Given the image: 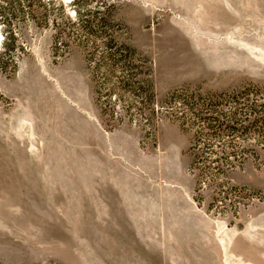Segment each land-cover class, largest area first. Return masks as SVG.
I'll return each instance as SVG.
<instances>
[{
  "label": "rangeland",
  "instance_id": "1",
  "mask_svg": "<svg viewBox=\"0 0 264 264\" xmlns=\"http://www.w3.org/2000/svg\"><path fill=\"white\" fill-rule=\"evenodd\" d=\"M263 105L264 0H0V264H264Z\"/></svg>",
  "mask_w": 264,
  "mask_h": 264
},
{
  "label": "trees",
  "instance_id": "2",
  "mask_svg": "<svg viewBox=\"0 0 264 264\" xmlns=\"http://www.w3.org/2000/svg\"><path fill=\"white\" fill-rule=\"evenodd\" d=\"M11 50L9 49V48H6L5 50H4V53L2 54V57H4L5 55H8L9 54V52H10ZM122 57H124L125 58V60H127L128 58H131L130 56H127V55H124V56H122ZM124 60V61H125ZM251 92H252V90L251 89H245L244 90V93H240V94H237V95H233V98L234 99H238L240 96H241V94L242 95H245V96H248V95H251ZM251 108V112H250V114H249V116L251 117L252 115H256L257 113H258V111H256L254 108H256V107H254V106H251L250 107ZM260 109H264V105L263 106H261V107H259ZM209 110V112H216L215 110L216 109H214L213 108V106H210V108L208 109ZM263 112L261 111V114H262ZM198 116V118H199V120H204V121H207L208 123H209V129H211V130H215V129H228V131L230 132V133H234V132H236L237 130H236V125H238L239 124V121L236 119V118H234V117H230L229 118V120L231 121L230 122V125H225V123H219L218 121H217V119H215L214 117H210V118H205V119H203L202 117H201V115H197ZM219 123V124H218ZM259 124H261L262 126L264 125V118H258V119H255L253 122H252V127L253 126H258Z\"/></svg>",
  "mask_w": 264,
  "mask_h": 264
}]
</instances>
